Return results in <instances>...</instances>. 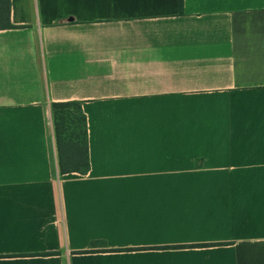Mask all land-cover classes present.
<instances>
[{
	"label": "crops",
	"instance_id": "0c3cea01",
	"mask_svg": "<svg viewBox=\"0 0 264 264\" xmlns=\"http://www.w3.org/2000/svg\"><path fill=\"white\" fill-rule=\"evenodd\" d=\"M10 3L0 264H264V0Z\"/></svg>",
	"mask_w": 264,
	"mask_h": 264
},
{
	"label": "trees",
	"instance_id": "16d2710c",
	"mask_svg": "<svg viewBox=\"0 0 264 264\" xmlns=\"http://www.w3.org/2000/svg\"><path fill=\"white\" fill-rule=\"evenodd\" d=\"M10 5V0H0V30L17 28L10 23ZM181 6L182 0H179V7L181 8ZM63 22L64 21H58L57 24H61ZM51 108L57 143L60 144L61 139H68L67 141H64L67 144H70L72 143L70 139H72L74 135V138L78 140V147L81 148V152H79L75 160L77 161L76 165L69 167L68 169L80 172L81 174L85 173L88 168L87 160L85 158L86 127L85 118L81 113L80 105L73 102L53 103ZM72 164H74V161Z\"/></svg>",
	"mask_w": 264,
	"mask_h": 264
}]
</instances>
